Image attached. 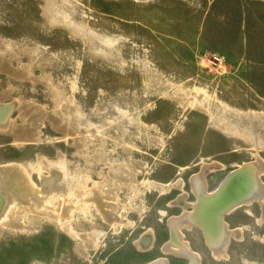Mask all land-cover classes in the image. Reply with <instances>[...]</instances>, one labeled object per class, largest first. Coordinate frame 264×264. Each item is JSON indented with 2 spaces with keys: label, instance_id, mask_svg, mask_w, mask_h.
Returning <instances> with one entry per match:
<instances>
[{
  "label": "rangeland",
  "instance_id": "rangeland-1",
  "mask_svg": "<svg viewBox=\"0 0 264 264\" xmlns=\"http://www.w3.org/2000/svg\"><path fill=\"white\" fill-rule=\"evenodd\" d=\"M0 107V264H161L202 186L264 183V0H0ZM260 199L219 259L176 228L264 264Z\"/></svg>",
  "mask_w": 264,
  "mask_h": 264
},
{
  "label": "bare ground",
  "instance_id": "bare-ground-1",
  "mask_svg": "<svg viewBox=\"0 0 264 264\" xmlns=\"http://www.w3.org/2000/svg\"><path fill=\"white\" fill-rule=\"evenodd\" d=\"M10 111H11V108H7L5 110L2 107H0V123L2 125H3L4 121H7L6 119L9 115ZM259 165H260V163H249V164H244L242 167L246 168V172L248 173L247 174L248 177H249V175H251L250 176L251 182H253L252 185L257 186L256 188L255 187L252 188V185L249 186L250 192L254 193L257 198L261 197L260 200H264L262 197V196H264V183L262 184V183L258 182L259 180L257 181V177H255V175L259 171H261V169L263 168V166H259ZM232 184L235 185L236 183L233 181ZM201 190H202V192L199 191V193H198L200 195V200H199L198 204H196V207L197 206L200 207L201 210H199L200 208L197 207V208H195V211L193 213L184 214L179 219L174 220L173 223L170 221L172 224V226L170 225V227H171L170 230L172 232V239L167 241L166 245H163V246H165L164 248L167 249L169 252L170 251L174 252L175 254L180 255V256L185 255L186 257H190V259L195 261V262H196L195 259H198L199 254L192 251L191 246L188 244V242H186L185 240L182 239L180 232L176 228V227H178L177 226L178 224L179 225L184 224V225L188 226V225L193 224L194 222L200 223L203 226L205 233L207 235V239L209 241L208 242L209 246H211L213 248V250L218 253V255L219 254H225L224 251H225V246L227 243V238H226L227 236L226 235L227 234L229 235V233H231L230 230L225 228L224 223L219 222V218L217 217L218 211L216 210V208H217L216 204H214L213 202H209L207 200H203V198L211 197V195L205 191L204 186L201 187ZM262 193H263V195H261ZM224 196H226V195H223V198L221 197V198H219V200L223 201V199L225 198ZM217 204H218V202H217ZM170 219L172 220V218H170ZM215 222L217 223V228H215L216 227ZM220 235H221V237H220ZM210 236H211L212 240H210ZM222 236H224V237H222ZM176 237H177V239H176ZM174 240H177L178 242H175ZM214 255H216V254H214ZM163 261H166V260L163 259ZM152 264H159V263H152Z\"/></svg>",
  "mask_w": 264,
  "mask_h": 264
},
{
  "label": "crops",
  "instance_id": "crops-1",
  "mask_svg": "<svg viewBox=\"0 0 264 264\" xmlns=\"http://www.w3.org/2000/svg\"><path fill=\"white\" fill-rule=\"evenodd\" d=\"M206 174V173H205ZM204 174V175H205ZM204 179H205V185H206V188H208V190H213V189H215L216 187H218V185L220 184V183H218L213 189H209V180H208V178H207V176H204ZM223 180V179H222ZM221 180V181H222ZM191 181V180H190ZM220 181V182H221ZM192 183V182H191ZM201 192H202V190H201ZM198 197H196V199H197ZM199 200H200V198H199ZM199 202V201H198ZM198 204V203H197ZM237 205H239V203L238 204H236V205H234V206H232V207H230L231 209L232 208H234L235 206H237ZM230 208H228V209H226L225 211H228ZM193 209V208H192ZM199 210H201V208L199 209ZM225 211L222 213V215H221V217L219 218V222L221 223V221L223 220L225 223L224 224H226V226L228 227V228H230V229H232L233 230V232L232 233H229V235H227V238H228V241H227V243H226V246H225V254H219L218 255V253L216 252V251H214L213 250V248L211 247V246H209V241H208V239H207V235H206V233H205V231H204V228H203V226H198V225H191V226H186V227H184V228H186L187 230L188 229H190V228H192V227H198L200 230H201V232H202V234H203V239H204V246H205V248L207 249V250H205L206 251V254L208 253L209 255H211L213 258H215V259H219L220 257H223V256H227L228 255V248H229V242H230V238L232 237V236H234L235 235V233H236V230H237V228H238V226H233L230 222H229V220L227 219V218H225V216H224V213H225ZM263 211H264V209H263ZM167 223V222H166ZM213 224V223H212ZM215 224H216V227L215 228H217V223L215 222ZM219 224V223H218ZM219 226V225H218ZM225 226V228L226 229H228L227 227ZM167 227H168V229H169V237H166L165 239H160V251H161V253L163 254V255H160V256H166V261L165 262H163V263H161V264H176V263H174V262H172L171 261V259H170V257L169 256H175V257H180V258H183V259H185L186 261H185V263L184 264H188L189 262H190V257H186L185 255H182V256H178L177 254H175L174 252H169L167 249H165L164 248V243L167 241V239L168 238H170V236H171V234H172V232H171V228H170V225H169V223H167ZM182 233H183V237L187 240L186 242H188L189 243V245L196 251V253H198L199 254V257H198V259H196L197 260V262L199 263V264H209V263H207L206 262V258L204 257V255H205V252L203 251V249H201V248H199L196 244H195V242L190 238V236H189V234H185V231H182ZM211 235V234H210ZM225 236V235H224ZM224 236H222V237H224ZM213 237V236H212ZM220 237H221V235H220ZM144 238H147L146 240H144ZM157 236H156V233H155V231H153V229L151 228V231H149V230H147V231H145V232H143L141 235H140V237L138 238V239H140V242H141V244H143L144 246H146V249H148V248H150V247H153V245H154V243L157 241ZM176 239H177V237H176ZM210 240H212V238H211V236H210ZM143 247H141V249H142ZM212 248V249H211ZM167 250V251H166ZM214 254H216V255H214ZM159 257V256H158ZM156 258V257H155ZM149 261H142V262H129V263H124V264H147ZM221 264H225V263H221Z\"/></svg>",
  "mask_w": 264,
  "mask_h": 264
},
{
  "label": "water",
  "instance_id": "water-1",
  "mask_svg": "<svg viewBox=\"0 0 264 264\" xmlns=\"http://www.w3.org/2000/svg\"><path fill=\"white\" fill-rule=\"evenodd\" d=\"M244 173L245 175L243 177ZM247 174L248 173L246 172V168L241 167V168L232 169L226 174L222 182L219 184L218 188L215 191V194L211 197L203 198V200H207L209 202H213L214 204H216L217 206L216 210L218 211L219 214L217 215L218 218L221 217L222 213L226 209L238 203L248 201L256 197L254 193L250 192L249 186H251L253 182H251V177L249 178L248 176H246ZM233 181L236 183L235 185L232 184ZM229 188L230 190H228ZM223 195L226 196H224L225 198L223 199V201H220L219 198L221 197L223 198ZM196 203L193 209L198 207V206L195 207ZM188 264H199V263L197 262V260L196 262L191 260Z\"/></svg>",
  "mask_w": 264,
  "mask_h": 264
}]
</instances>
